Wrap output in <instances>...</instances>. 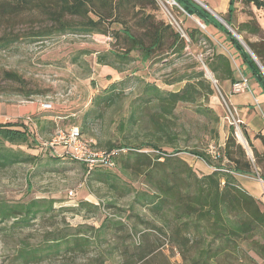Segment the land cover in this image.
<instances>
[{"label": "trees", "instance_id": "16d2710c", "mask_svg": "<svg viewBox=\"0 0 264 264\" xmlns=\"http://www.w3.org/2000/svg\"><path fill=\"white\" fill-rule=\"evenodd\" d=\"M0 1L13 2L19 9H46L57 28L35 35L37 38L51 36L54 32H59L61 36L81 37L102 34L107 35L109 42L113 38L115 43L122 45L119 50L109 49L103 54H96V65L110 67L119 74L120 79L109 84L101 95L94 98L92 110L118 104L128 88L134 99L129 105L127 122L140 126L147 124L144 129L147 134L145 140L136 146L131 147L125 143L108 145V150L125 151L115 158L114 170L95 168L88 171L85 166L77 163L89 183L106 186L113 195L120 198L130 197L127 211L135 215L140 224L148 226L150 231L166 235L183 256H186L191 248L198 250V247H194L198 241H207V247L198 251V256L193 258V264H221L225 258L233 260L228 264H248L250 259L244 262L238 257L241 245L264 259V204L248 194L236 179V176H258L264 182V174H260L259 167L264 163V153L259 154L252 148L253 161L249 160L242 146L236 142L234 128L230 126L224 145H211L215 149L216 159L209 153V148L205 152H189L212 170L210 174L199 176L178 156L182 151L173 146H170L171 151L163 150L164 147L160 145L165 140L173 144L177 139V133L173 131V120L178 105L195 104L199 100L206 103L214 94L213 85L201 69V63L194 57L187 56L185 52L190 45L200 46V42L204 41L209 46L210 52L205 58L202 57L203 64L219 90L222 91L224 82L232 86L236 83L233 66V61H236L240 74L243 77L250 75L264 94V32L249 12H246L249 15L247 22L237 26L232 23L234 3L240 1L245 6L253 5L257 9H264V1L230 0L231 8L221 19L241 39L240 42L223 24L193 0H173L187 18L195 17L205 27H213L220 32L224 36L223 43L228 52L232 51L231 56L217 53L216 47L198 26L184 31L186 40L169 25L146 13L147 7L155 6V0ZM125 6L130 7L132 11L138 9L133 18L137 19L141 33L134 34L121 19V28L115 34H108L106 23L116 18L118 20L120 9ZM90 14L93 18L89 17ZM64 16L80 18L83 22L72 25L63 21ZM251 38H255V41H250ZM11 42L13 41H1L0 50ZM205 52L202 51L203 54ZM87 53L82 50L79 54ZM172 56L188 57L190 61L182 74L162 82L166 86L183 84L176 91L164 90L154 82L146 81L143 76L137 75L138 69L124 74L125 66L132 62H138L142 67L157 63L168 65ZM230 57L234 58L233 61ZM6 78L21 83L15 74H6ZM32 95L35 93H27L25 97ZM199 110L207 116L213 114L206 106L199 107ZM218 122V117L214 116V123ZM46 127L54 130L58 128L52 121H45L42 126H34V129H37L35 134L33 127H26L22 123L0 124V169L33 162V156L6 145L33 149L39 144L38 134L43 136L42 131ZM214 133L216 139L217 130ZM244 137L249 141L246 133ZM260 139L264 143V137L261 136ZM50 155L55 159L61 158L58 155ZM132 176L141 178L144 186L142 190L132 187ZM53 204V200L45 199H32L25 203L0 202V224L11 222V228H28L38 217L52 213ZM137 207L143 208L151 221H143L142 217L137 216L134 212ZM78 208L86 210L97 207L88 202H80ZM128 219L130 220L129 217ZM113 225L124 227L122 222H113ZM103 227L104 224L99 233ZM90 238L80 234L52 236L51 239H45V246L41 248H21L19 258L21 264H38L54 255L84 250L91 244Z\"/></svg>", "mask_w": 264, "mask_h": 264}, {"label": "rangeland", "instance_id": "374dc122", "mask_svg": "<svg viewBox=\"0 0 264 264\" xmlns=\"http://www.w3.org/2000/svg\"><path fill=\"white\" fill-rule=\"evenodd\" d=\"M199 1L211 9L220 7V2H223ZM14 4L0 1V42L13 41L0 50V100L15 102L40 99L51 102L53 111L45 113L49 116L61 113L62 119L58 121V128H78L82 139L99 149L124 143L132 147L144 141L147 134L144 129L148 125L140 126L127 122L129 105L134 99L128 88L118 104L92 110V101L103 93L105 82L104 72L96 65L97 55L93 52L103 54L109 49L119 50L122 45L115 43L113 38L109 42L107 35L102 34L81 37L61 36L59 32H54L51 36L37 38V34L54 31L57 24L46 9H19ZM226 6V14H219L220 17L228 14L231 8L230 0H227ZM178 7L172 0H155V6L147 7L145 12L154 15L157 21L169 25L174 32L182 36L187 24L190 28L198 24L187 18ZM232 8L236 11L235 3ZM137 11L138 9L132 11L128 6L121 8L120 18L106 23L108 34H115L121 28V19L134 34L141 33L137 19L133 18ZM235 11L232 18H236ZM89 17L93 18L91 14ZM62 19L72 25L83 22L80 18L69 16ZM234 22L236 24V19ZM203 32H206V29ZM214 42L219 51L231 54L232 51L228 52L223 38ZM82 50L88 53L80 55ZM202 51L207 53L203 54ZM185 52L187 56H192L201 63V69L213 85L214 94L206 103L199 100L195 104L178 105L173 120V131L177 133V139L173 144L165 140L160 143L161 147L171 151L170 146H173L182 151L178 156L184 159L197 175H205L208 166L189 152H205L211 145L223 146L228 128L232 126L236 142L242 146L248 159L253 161L252 148L257 151V146L262 147L263 151L257 152L264 153V143L260 139L261 136L264 137V119H256L254 113L248 111L250 122L241 123V118L232 109L223 92L217 88L203 64V58L210 52L208 45H190ZM187 58L172 56L168 65L157 63L145 67L138 62H132L125 66L124 74L138 69L137 75L143 76L146 81L154 82L161 89L176 91L183 84L166 86L162 82L182 74L190 62ZM231 59L233 61L234 58ZM233 64L237 68L236 61H233ZM6 74L17 75L21 83L7 79ZM27 93L35 95L27 98ZM244 93L252 94L249 86L243 87L239 93H235L232 86L228 98ZM201 106L210 108L213 114L207 116L199 110ZM214 116L218 117V124L214 123ZM123 123L124 125H121ZM246 129L251 134L249 141L244 137V133L247 134ZM33 131L37 134V129ZM54 131L53 128L46 127L42 131L43 136L38 134L39 144L33 149L6 145L33 156L35 160L0 169V202L25 203L32 199H45L53 200L54 204L52 213L38 217L28 228H11V222L0 224V264H21V248H41L45 246L47 238L73 234L91 237V244L84 250L54 255L38 264H99V261L101 264H193V258L198 256V251L207 247V241H198L194 247L199 249L191 248L186 256H183L166 235L150 231L148 226L140 224L135 215L127 211L130 197L120 198L113 195L106 186L89 183L81 166L64 157L59 147L44 146V143L50 141ZM50 154L61 158H52ZM259 167L260 174H264V163ZM131 179L134 189L144 188L140 177L132 176ZM257 180L262 184L259 178ZM80 202H88L97 208L79 210ZM134 212L142 217L143 221H151L143 208L137 207ZM113 222H122L124 227L113 225ZM103 224L102 232L99 233ZM155 224L158 225L157 222ZM240 248L238 257L244 262L250 259L248 264H264V259L248 251L244 245ZM229 261L233 260L225 258L221 264H228Z\"/></svg>", "mask_w": 264, "mask_h": 264}, {"label": "crops", "instance_id": "0c3cea01", "mask_svg": "<svg viewBox=\"0 0 264 264\" xmlns=\"http://www.w3.org/2000/svg\"><path fill=\"white\" fill-rule=\"evenodd\" d=\"M194 2H196L201 7H205V9L216 20L217 18L221 19L219 14L223 15V14H226L227 12L226 11L227 10V6H226L227 0H223V2H220L221 6L220 7L215 6L214 9L207 7L205 4L202 3V1L194 0ZM204 2L207 3L209 2V0H204ZM235 7H236V11H235L236 18H232V21H233L232 23L235 26L241 23H245L249 20V15L244 12L246 11V12H249L255 18L259 27L264 32V9H257L253 5L245 6L240 1L235 3ZM188 18L195 24L200 23V21L195 17H188ZM235 19H236V24L234 22ZM185 27L186 29L190 28L188 24ZM191 27H194V26H191ZM205 29H206L205 35L210 39V41L216 47V52L223 53L222 51L218 50V46L214 42V40L216 41V39L223 38L224 36L220 32H218L216 29H214L213 27H205ZM250 41H255V38H251ZM93 53L94 55L97 54V52H93ZM223 54L226 55V53H223ZM98 67H101V71L104 72L103 77L105 79V82L103 84L104 85L103 89H105L109 84L116 82L120 79L119 74L115 70L111 69L110 67H107V66H98ZM234 69H235L234 80L236 82L235 84H237L238 82H241L242 80L243 81L245 80L246 85L247 87L249 86L252 94L251 95L248 93L238 94L237 96H234L230 99L228 98V94L230 93V89L232 85L227 82L223 83V86H222L223 94L225 95L226 99H228L230 105L232 106V109L241 118V123L243 122L247 123V121H249L248 115H247L248 111H252L256 119H258L259 117L261 119L262 118L264 119V94L261 93V90L258 87L257 83L250 75L243 77L240 74V72L236 70L237 68H235V66H234ZM60 115L61 113L54 114V116L47 115V113L43 112L40 109V104L38 102V99H34L30 101H15V102L10 101V100H0V124H7V123L24 124L23 123L24 119L30 116L33 118V127L35 126L37 128V126H42L45 121H52L56 126H58L59 124L58 121L62 119ZM246 132H247L248 138H250L251 134L249 130L246 129ZM262 135L264 136V132ZM256 149L259 153L263 151L262 147L257 146ZM206 168L208 172L205 175L210 174L212 172L211 168L209 167H206ZM257 177L236 176V179L239 185L248 194H250L256 200L264 203V182H262V184H259Z\"/></svg>", "mask_w": 264, "mask_h": 264}, {"label": "built area", "instance_id": "2783aa9c", "mask_svg": "<svg viewBox=\"0 0 264 264\" xmlns=\"http://www.w3.org/2000/svg\"><path fill=\"white\" fill-rule=\"evenodd\" d=\"M197 24L201 31H205V26L202 23ZM182 37L186 39L184 34L182 35ZM201 45L206 44L204 41H201L200 46ZM245 86H247L246 81L242 80L241 82L233 85V91L235 93H239ZM38 102L40 104V109L43 112L53 111V104L51 102L40 99H38ZM23 123L26 127H33V118L28 116L24 119ZM43 145L49 146L51 148L59 147L64 157L85 166L88 171L94 170L95 168H101L103 170H114L115 158L120 154V152L125 153L124 150H108L91 147L82 139L81 133L79 132L78 128H70L68 130L57 128L53 133L50 141L44 143ZM209 150V153L211 154L213 159H216L217 155L214 147L210 146Z\"/></svg>", "mask_w": 264, "mask_h": 264}, {"label": "water", "instance_id": "95a60500", "mask_svg": "<svg viewBox=\"0 0 264 264\" xmlns=\"http://www.w3.org/2000/svg\"><path fill=\"white\" fill-rule=\"evenodd\" d=\"M173 1V0H172ZM173 4L175 5V6H177L176 5V3L173 1ZM178 7V6H177ZM179 8V7H178ZM203 8H205V7H203ZM180 9V8H179ZM181 10V9H180ZM217 20L220 22V23H222L234 36H235V38H237L239 41H240V39H239V37L235 34V33H233L230 29H229V27L222 21V19H220V18H217ZM241 42V41H240ZM245 49H246V47H245ZM247 50V49H246ZM248 51V50H247Z\"/></svg>", "mask_w": 264, "mask_h": 264}]
</instances>
